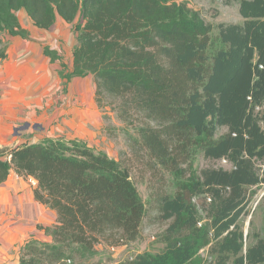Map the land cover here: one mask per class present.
<instances>
[{"label":"trees","instance_id":"1","mask_svg":"<svg viewBox=\"0 0 264 264\" xmlns=\"http://www.w3.org/2000/svg\"><path fill=\"white\" fill-rule=\"evenodd\" d=\"M231 2L243 22L215 26L189 0H0V46L4 32L28 37L22 9L47 30L81 16L73 68L62 63L61 76L93 75L100 104L118 100L125 121L141 115L136 142L175 173V194L156 196L161 218L171 220L166 248L128 264H189L205 247L214 264L264 263V238L246 245L240 223L249 189L264 183L257 166H264V0ZM45 53L61 59L49 45ZM222 127L228 131L218 136ZM198 150L233 167L200 172L193 165ZM12 170L34 179L36 199L57 212L52 242L29 241L21 264L60 263L101 242L116 247L140 237L146 204L129 168L109 154L49 138L1 150L0 185ZM201 194L211 201L207 223L194 203Z\"/></svg>","mask_w":264,"mask_h":264},{"label":"crops","instance_id":"2","mask_svg":"<svg viewBox=\"0 0 264 264\" xmlns=\"http://www.w3.org/2000/svg\"><path fill=\"white\" fill-rule=\"evenodd\" d=\"M24 29L28 37L9 33L0 46L6 55L0 58V151L52 137H84L99 113L95 90L85 96L71 88L82 77L60 74L62 63L72 70L74 49L66 56L56 40L70 37L72 28ZM47 45L61 59L52 62ZM35 187L14 170L0 185V264H21L22 249L33 239L52 242L57 212L36 199Z\"/></svg>","mask_w":264,"mask_h":264},{"label":"rangeland","instance_id":"3","mask_svg":"<svg viewBox=\"0 0 264 264\" xmlns=\"http://www.w3.org/2000/svg\"><path fill=\"white\" fill-rule=\"evenodd\" d=\"M189 3L192 8L202 13L207 22L215 26L222 22H243L238 2L228 3V0H189ZM18 16L23 28H37L25 10H20ZM80 21L81 16L73 23H65L59 20L53 27L72 28L73 32L71 31L70 37L62 36L59 40H56V42L60 41L66 56L77 45L75 28L80 27ZM217 33L218 28H214L213 34L216 35ZM8 34V32L2 33V37H6ZM71 88L77 91L84 90L85 96L89 93V89L95 90L94 105L99 111L95 119V126L87 128L84 131V137H73L70 135L68 138L63 136L52 137V139L85 142L96 151L109 154L112 158L120 161L123 166L129 168L132 180L146 204L147 214L142 224L141 235L136 241L116 247L101 242L96 245L95 250L84 256H69L60 263L52 264H128L134 257L143 252H162L166 248L163 234L169 227L171 220H163L161 218L156 204V196L175 194L177 190L175 173L157 164V161L151 158L139 141L136 142L139 138L137 128L144 122L141 115H133L131 120L125 121L120 116L118 100L107 98L100 104L93 76L88 75L87 77L76 79L75 86L71 85ZM260 116L262 117V114ZM261 124L264 127L263 118H261ZM227 131L226 127L220 128L218 136L225 134ZM193 165L200 172L206 168L223 167L231 169L233 167L232 163L226 158H207L202 150L196 151L193 157ZM257 166L259 172L262 173L264 166L261 161H258ZM187 167H189L188 163L181 165L183 169ZM210 202L207 194H201L194 198V203L196 204L202 223L208 222L206 215ZM240 223L245 231L246 245L252 243L256 235L264 238V183L249 189L247 213L241 218ZM208 248H203L198 256L189 264H214V256L210 255Z\"/></svg>","mask_w":264,"mask_h":264},{"label":"built area","instance_id":"4","mask_svg":"<svg viewBox=\"0 0 264 264\" xmlns=\"http://www.w3.org/2000/svg\"><path fill=\"white\" fill-rule=\"evenodd\" d=\"M258 109H260V108H258ZM8 158H10L11 157V155L10 154H8V156H7ZM28 180L30 181V183L31 184H33V185H36L37 183H36V181L34 180V179H32V178H28Z\"/></svg>","mask_w":264,"mask_h":264}]
</instances>
